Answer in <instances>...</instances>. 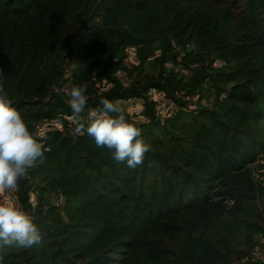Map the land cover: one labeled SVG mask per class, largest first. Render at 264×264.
I'll list each match as a JSON object with an SVG mask.
<instances>
[{
    "label": "trees",
    "instance_id": "1",
    "mask_svg": "<svg viewBox=\"0 0 264 264\" xmlns=\"http://www.w3.org/2000/svg\"><path fill=\"white\" fill-rule=\"evenodd\" d=\"M130 45L133 69L124 63ZM180 52L185 66L223 64L186 77L165 67ZM0 70L44 150L17 186L24 206L36 197L29 214L42 240L0 246V264H264L250 250L264 230V190L250 177L264 150V0H0ZM122 72L132 78L124 87ZM104 81L114 86L102 91ZM73 85L86 88L85 113L151 87L178 110L160 121L147 101L141 122L125 111L152 148L129 168L75 133L57 90ZM207 91L219 109L176 97ZM245 214L255 222L242 227ZM223 218L243 232L238 245L218 229Z\"/></svg>",
    "mask_w": 264,
    "mask_h": 264
},
{
    "label": "clouds",
    "instance_id": "2",
    "mask_svg": "<svg viewBox=\"0 0 264 264\" xmlns=\"http://www.w3.org/2000/svg\"><path fill=\"white\" fill-rule=\"evenodd\" d=\"M5 75L0 70V194L12 192L37 161H42L43 146L29 132L24 119L4 89ZM86 88L73 85L66 90L69 117L76 134L87 133L97 147L113 150V158L129 168L142 165L151 145L142 138L141 129L126 117L122 102L101 99L102 107L85 113ZM42 236L33 217L13 200H0V246L31 248Z\"/></svg>",
    "mask_w": 264,
    "mask_h": 264
},
{
    "label": "rangeland",
    "instance_id": "3",
    "mask_svg": "<svg viewBox=\"0 0 264 264\" xmlns=\"http://www.w3.org/2000/svg\"><path fill=\"white\" fill-rule=\"evenodd\" d=\"M172 47L177 51L179 50V46H177L174 43V46L172 44ZM159 53V50L157 49L154 53V56H157ZM182 56V52H180V55L177 57L176 59V64L175 65H171V64H165V67L170 70L173 69L175 70V72H178L181 75H185L186 77H191V75L193 74V71L196 68H200L201 65H210V67H215V68H219L222 66L223 62L219 59H214L212 61L211 57H206L204 58V60H200V61H196V62H189L187 66L183 65V60L181 59ZM152 61V60H151ZM212 61V64H211ZM138 57L135 53V46L130 45L128 50H127V59L125 60V65L127 68L133 69L135 65L138 64ZM195 65V66H194ZM148 70L147 73H151L152 71H154L155 69L153 68L152 65L147 66ZM118 79L121 81L122 86H127L130 82L132 78H129V76L125 73L122 72L120 74L117 75ZM99 86V84H98ZM114 85L104 81L102 83V91L105 89H109L112 88ZM176 97L179 99V101H182L186 104L189 105H198L199 103H201V105H204L206 107H209L211 109H219L220 108V101L219 99H217L215 97V95L213 94L212 91H207V92H203V94H197L194 93L192 95H186L184 92H177L176 93ZM66 101H68V98H65ZM119 101L122 102V107L124 108V111L129 113V116L131 118L132 121H144L145 120V116L143 115V111L146 108V103L148 101V99L145 97L143 98H138L135 96L132 97H127V98H119ZM176 105L177 102L175 100H172ZM250 177L253 181V184L257 187H260L261 189L264 190V150L260 151L257 159L255 160L254 163H252L250 165ZM5 198L11 199L13 200L15 203H17L19 206H21L28 214L32 211L33 206L36 204V197L33 193L30 194V198H29V206H24L22 203V200L20 199L19 193H18V189L16 188L14 191L12 192H5L3 194H0V200H3ZM52 202L55 204H58V200L57 197H53ZM232 201H229V204H231ZM253 205H257L255 207V211L260 212V203L259 202H255V204ZM230 207V206H228ZM221 221H225L228 222L227 227H224V225H220L218 227L219 230H222L224 233H227L231 236H233L231 243H233L234 245H238V237L243 233L239 230V227H236L231 220H228L226 218H223ZM241 222H242V227L245 226H249L250 224L255 222V219L253 218V215L251 214H245L241 217ZM259 223L263 226L264 229V218H261V220H259ZM235 226V227H233ZM253 245L251 246V255L253 258H255V260H260V261H264V230L258 232V233H254L253 234Z\"/></svg>",
    "mask_w": 264,
    "mask_h": 264
},
{
    "label": "built area",
    "instance_id": "4",
    "mask_svg": "<svg viewBox=\"0 0 264 264\" xmlns=\"http://www.w3.org/2000/svg\"><path fill=\"white\" fill-rule=\"evenodd\" d=\"M98 85V84H97ZM61 93L66 94V90H69L67 86H62L57 89ZM145 96L155 111L156 116L160 121L172 116L177 110L178 106L169 98L166 97L165 93L161 89L148 88L145 92ZM196 105H190L189 109H194ZM60 129V128H59Z\"/></svg>",
    "mask_w": 264,
    "mask_h": 264
}]
</instances>
